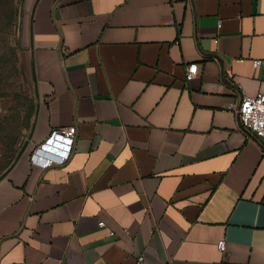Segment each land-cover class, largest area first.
Masks as SVG:
<instances>
[{
	"label": "crops",
	"instance_id": "crops-1",
	"mask_svg": "<svg viewBox=\"0 0 264 264\" xmlns=\"http://www.w3.org/2000/svg\"><path fill=\"white\" fill-rule=\"evenodd\" d=\"M20 8L38 106L0 179V264H264V139L239 131L232 86L264 94V0ZM68 127L70 159L32 164Z\"/></svg>",
	"mask_w": 264,
	"mask_h": 264
},
{
	"label": "rangeland",
	"instance_id": "rangeland-1",
	"mask_svg": "<svg viewBox=\"0 0 264 264\" xmlns=\"http://www.w3.org/2000/svg\"><path fill=\"white\" fill-rule=\"evenodd\" d=\"M20 23V0H0V175L27 140L35 110L22 63Z\"/></svg>",
	"mask_w": 264,
	"mask_h": 264
},
{
	"label": "built area",
	"instance_id": "built-area-1",
	"mask_svg": "<svg viewBox=\"0 0 264 264\" xmlns=\"http://www.w3.org/2000/svg\"><path fill=\"white\" fill-rule=\"evenodd\" d=\"M219 27V24L218 26ZM253 69L261 70V79L264 81V60H253ZM197 74V65L191 64L186 70V79H191ZM239 96V102L234 107L239 131L247 138L255 137L264 139V94L247 96L238 84H232ZM75 143V129L73 127L54 129L48 137L38 145L30 155L32 164L41 168L66 163L73 152ZM98 227H104L103 222ZM113 236V233H110ZM219 253H226V242L220 240L216 243ZM141 260V259H139Z\"/></svg>",
	"mask_w": 264,
	"mask_h": 264
},
{
	"label": "water",
	"instance_id": "water-1",
	"mask_svg": "<svg viewBox=\"0 0 264 264\" xmlns=\"http://www.w3.org/2000/svg\"><path fill=\"white\" fill-rule=\"evenodd\" d=\"M37 106L38 104L36 103V107H35V114H34V117H33V120H32V123H31V127H30V130H29V134H28V137H27V140L24 142L23 146L21 147V150L19 151V153L16 155L15 159L13 160V162L9 165V167L0 175V179H2L8 172L9 170L13 167V165L16 163V161L20 158V156L22 155V153L25 151V149L27 148L28 144H29V141L31 139V136H32V132L34 130V124H35V117H36V114H37Z\"/></svg>",
	"mask_w": 264,
	"mask_h": 264
},
{
	"label": "trees",
	"instance_id": "trees-1",
	"mask_svg": "<svg viewBox=\"0 0 264 264\" xmlns=\"http://www.w3.org/2000/svg\"><path fill=\"white\" fill-rule=\"evenodd\" d=\"M9 167V166H8Z\"/></svg>",
	"mask_w": 264,
	"mask_h": 264
}]
</instances>
